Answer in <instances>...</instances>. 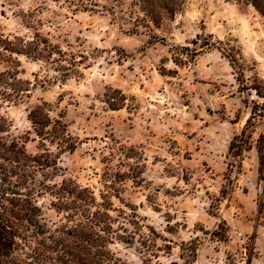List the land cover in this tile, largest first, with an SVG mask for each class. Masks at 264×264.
I'll return each mask as SVG.
<instances>
[{"label":"rangeland","instance_id":"rangeland-1","mask_svg":"<svg viewBox=\"0 0 264 264\" xmlns=\"http://www.w3.org/2000/svg\"><path fill=\"white\" fill-rule=\"evenodd\" d=\"M98 1L97 11L84 12L72 0H0V50L3 36L40 34L77 62L66 75L47 58L14 53L6 61L0 54V71L18 68L19 78L30 82L18 102L0 96V137L29 138L27 151L36 154L40 139L29 112L50 104V116L62 119L78 144L61 155L49 183L73 179L99 202L107 193L116 226L134 235L131 243L110 246L107 264H186L181 245L192 240L195 264H264V179L256 146L264 116L251 128L242 171L228 167L231 140L253 105L264 102L255 89L264 94V16L249 0H186L149 30L117 7L114 18L103 7L112 3ZM206 42L214 45L205 48ZM108 170L127 173L124 180L109 177L118 191L106 187ZM229 177L233 190L218 204ZM53 199L50 193L39 199L51 230L64 222ZM221 218L227 241L212 235Z\"/></svg>","mask_w":264,"mask_h":264},{"label":"trees","instance_id":"trees-1","mask_svg":"<svg viewBox=\"0 0 264 264\" xmlns=\"http://www.w3.org/2000/svg\"><path fill=\"white\" fill-rule=\"evenodd\" d=\"M107 1L112 4L103 7L114 18L120 11L131 20L135 19L137 23L133 24L137 27L144 26L152 30L153 25L158 26L162 20L174 17L186 0ZM249 1L264 16V0ZM72 2L75 11L95 12L100 6L98 0ZM1 40L5 43L0 50L2 60L10 61L14 53L35 59L47 58L60 68L59 71L65 70L66 75L72 69L68 65L77 66L76 61H68L67 53L60 46L40 34H35L30 40L18 36L13 39L3 36ZM213 45L204 43L205 48ZM190 50L193 54L198 52V48ZM28 84L30 82L19 78L18 68L0 71V96L4 101L22 100V95L29 90L26 88ZM255 89L264 98L263 92ZM49 105L42 102L29 112V119L40 139V151L36 154L27 151L26 142L29 138L0 137V264H107L112 259L110 246L115 241L131 243L134 235L127 228L116 226L118 220L110 213L113 203L107 193L103 195V201L99 202L90 187L82 186L73 179L63 180L60 184L49 183L58 174L61 155L73 152L78 144L66 123L50 116ZM263 112L264 102L255 103L245 127L230 142L229 152L234 157V163L228 167H234L238 173L243 168L244 152L253 146L251 128L257 117L264 116ZM51 146H55L56 150H52ZM256 146L259 152V179H264V133L260 134ZM112 175L114 180L117 177L124 180L127 173L106 172V181L111 183L110 186L106 183V187L118 191L116 182L109 178ZM231 190L233 182L229 177L228 186L223 187L221 196L216 199L218 204L229 196ZM46 193L53 196L52 205L64 218L63 224L54 230L49 229L42 219L39 199ZM212 235L220 241L229 240V228L224 218L220 219ZM181 250L185 263L195 264L197 240L183 242Z\"/></svg>","mask_w":264,"mask_h":264}]
</instances>
